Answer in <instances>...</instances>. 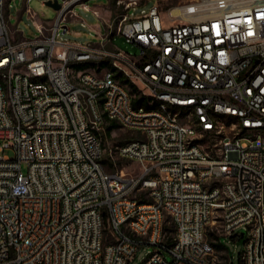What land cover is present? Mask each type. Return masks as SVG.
I'll list each match as a JSON object with an SVG mask.
<instances>
[{"label": "built area", "instance_id": "obj_1", "mask_svg": "<svg viewBox=\"0 0 264 264\" xmlns=\"http://www.w3.org/2000/svg\"><path fill=\"white\" fill-rule=\"evenodd\" d=\"M16 1L0 0V264H130L150 246L141 264H233L226 248L216 259L223 237L264 264V0H158L139 15L141 1L117 0L125 12L88 44L65 39L86 0H50L53 21L18 41ZM110 122L140 135L111 149L138 176L104 168Z\"/></svg>", "mask_w": 264, "mask_h": 264}, {"label": "rangeland", "instance_id": "obj_2", "mask_svg": "<svg viewBox=\"0 0 264 264\" xmlns=\"http://www.w3.org/2000/svg\"><path fill=\"white\" fill-rule=\"evenodd\" d=\"M47 0H31L29 2V7L37 14L35 18H33L26 10V2L24 0H17L16 2H13L9 13L8 18V26L13 27L16 29L20 36L23 38L32 39L39 35V31L37 28V24L40 22L49 23L53 21V19L56 17L57 10L47 5L45 2ZM117 0H86V3L89 5L92 9H98L100 11H103L101 15V18L96 16L93 13V10H85L81 5H77L75 7V12L77 15V21H70L69 22V28L71 30L70 33L65 34V39L69 40L71 42L75 43H81V44H88L90 42L98 43L100 42V37L97 35L105 34V27L104 24L106 22L107 27V21L109 19L114 18L116 15H119L121 13H124L123 7H118L116 4ZM142 3L138 6L132 7L129 10L130 14L139 15L142 10H149L153 6L157 4L158 0H138ZM177 2V0H163L162 4L164 6L171 5L173 3ZM109 9L110 12L106 14L105 10ZM81 20L85 21L86 25L84 26L81 22ZM116 24V28H117ZM10 30V29H9ZM10 34L14 39L17 41L20 39V36L18 33H13L10 30ZM114 43L116 46L119 47L123 52L129 53L132 56H137L139 53V50L134 47L133 45L127 43L124 38L121 36H115ZM139 87V86H138ZM141 90V88L139 87ZM142 92V90H141ZM143 93V92H142ZM140 137L139 134H136L131 131H127L122 128H115L111 135L107 138L106 141V153L105 157H110L116 160V164L113 168H109L105 166V169L108 172H122L129 176H138L141 172V167L139 163L135 160L125 159L121 158L115 153L111 151L115 146L122 144L128 140H131L136 137ZM202 145L208 149L211 146V143L206 142L202 143ZM0 154H2L0 152ZM4 154L9 155L10 157H13V151L11 149H6ZM169 221H170V217ZM170 225V223L168 224ZM208 239L212 240V236L208 234ZM222 244H224L225 248L229 252V256L233 258V264H239V256L243 250L244 247V238L234 241L233 239L223 237ZM147 250H153V247L150 246L146 249H140L138 251L137 256L130 264H141ZM216 259L218 262H224L225 253L220 249H217L216 252ZM168 258L171 259L170 255H168Z\"/></svg>", "mask_w": 264, "mask_h": 264}, {"label": "trees", "instance_id": "obj_3", "mask_svg": "<svg viewBox=\"0 0 264 264\" xmlns=\"http://www.w3.org/2000/svg\"><path fill=\"white\" fill-rule=\"evenodd\" d=\"M88 66V64H79L77 65L78 69H83L86 68ZM116 78L124 85H127L130 88L131 93L133 94V104L135 106H139V105H145L146 107H151V105H149L148 100L149 97L144 95L141 90L139 89V87L134 84L129 78L125 77L122 73H118L116 75ZM154 106V105H153ZM117 124H115L114 122H110L107 124L105 131L102 133L101 137L104 143V147L106 148V141L107 138L111 135L112 131L117 128ZM205 140V139H204ZM102 164L105 168V166L109 167V168H113L114 165L117 163L116 160H114L113 158L111 159L110 157L106 158L105 156L102 158ZM141 200H145V199H141ZM167 225V229L170 232L174 231V225L171 222V220L169 221V218L167 217L166 219ZM170 223V225H168ZM210 235L212 236V233H210ZM213 237V236H212ZM235 239V238H233ZM213 244L215 245V247L217 249H221L223 250L225 248L224 244L222 243H217V242H213ZM239 264H245L244 261L241 258V254L239 256Z\"/></svg>", "mask_w": 264, "mask_h": 264}, {"label": "crops", "instance_id": "obj_4", "mask_svg": "<svg viewBox=\"0 0 264 264\" xmlns=\"http://www.w3.org/2000/svg\"><path fill=\"white\" fill-rule=\"evenodd\" d=\"M94 9H95V8H94ZM97 10H98V9H97ZM98 11H99L100 14H102V12H103V11H100V10H98ZM105 12H106V14H108V12H110V10H109V9H106ZM8 18H9V14H8ZM9 29L11 30V32L13 33V35H14V33H18L19 36H20V33H19L16 29H14L13 27H10ZM12 38L14 39V37H12ZM22 38H23V37L20 36V39H22ZM20 39H19V40H20ZM14 40H15V39H14ZM15 41H16V40H15ZM17 41H18V40H17Z\"/></svg>", "mask_w": 264, "mask_h": 264}, {"label": "water", "instance_id": "obj_5", "mask_svg": "<svg viewBox=\"0 0 264 264\" xmlns=\"http://www.w3.org/2000/svg\"><path fill=\"white\" fill-rule=\"evenodd\" d=\"M46 4L54 7L55 9L59 8V4L57 1L52 2V1L48 0V1H46ZM241 237H243V234L241 235Z\"/></svg>", "mask_w": 264, "mask_h": 264}]
</instances>
